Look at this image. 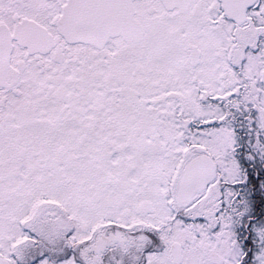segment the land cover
Segmentation results:
<instances>
[{
	"label": "snow or ice",
	"instance_id": "obj_1",
	"mask_svg": "<svg viewBox=\"0 0 264 264\" xmlns=\"http://www.w3.org/2000/svg\"><path fill=\"white\" fill-rule=\"evenodd\" d=\"M0 264H264V0H0Z\"/></svg>",
	"mask_w": 264,
	"mask_h": 264
}]
</instances>
